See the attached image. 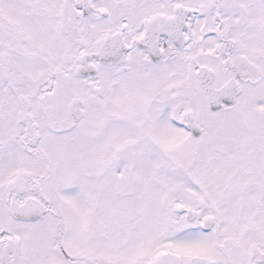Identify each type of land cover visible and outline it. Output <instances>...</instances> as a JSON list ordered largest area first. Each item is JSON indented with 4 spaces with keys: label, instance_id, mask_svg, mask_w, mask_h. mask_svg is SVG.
I'll use <instances>...</instances> for the list:
<instances>
[{
    "label": "snow or ice",
    "instance_id": "6c2138e0",
    "mask_svg": "<svg viewBox=\"0 0 264 264\" xmlns=\"http://www.w3.org/2000/svg\"><path fill=\"white\" fill-rule=\"evenodd\" d=\"M0 264H264V0H0Z\"/></svg>",
    "mask_w": 264,
    "mask_h": 264
}]
</instances>
